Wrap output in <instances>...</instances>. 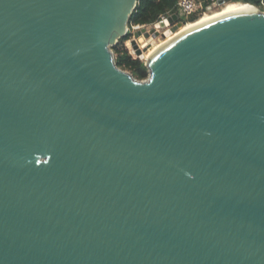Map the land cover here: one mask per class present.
<instances>
[{"label":"water","instance_id":"obj_1","mask_svg":"<svg viewBox=\"0 0 264 264\" xmlns=\"http://www.w3.org/2000/svg\"><path fill=\"white\" fill-rule=\"evenodd\" d=\"M137 2L0 0V264H264V10L138 79Z\"/></svg>","mask_w":264,"mask_h":264},{"label":"trees","instance_id":"obj_2","mask_svg":"<svg viewBox=\"0 0 264 264\" xmlns=\"http://www.w3.org/2000/svg\"><path fill=\"white\" fill-rule=\"evenodd\" d=\"M204 8L212 3L213 0H201ZM243 3H250L256 5L261 10H264V0H232ZM178 0H138L136 7L131 13L129 19L130 26L134 24L148 25L156 22L160 15L166 14L169 11H176ZM201 17V12L196 11L182 17L181 20L192 22ZM186 24V23H185ZM132 31L128 30L127 34L119 39V41L113 45V52L115 61L121 68L129 70L136 78L145 79L148 77L149 70L145 63V60L133 52L130 53L125 46L126 40L131 38ZM132 55V57H131Z\"/></svg>","mask_w":264,"mask_h":264},{"label":"bare ground","instance_id":"obj_3","mask_svg":"<svg viewBox=\"0 0 264 264\" xmlns=\"http://www.w3.org/2000/svg\"><path fill=\"white\" fill-rule=\"evenodd\" d=\"M221 4V7L215 11H211V12H208L210 11L214 6L215 4L211 5L209 7V9L207 10V13L201 15V17H199L197 20L195 21H192V22H186L185 25L183 24H178L179 26L177 27L180 28L182 25V27L177 30V29H173L172 32H166L167 36V39L164 43H162V45L166 44L167 42H169L170 40L174 39L175 37L191 30V29H194L202 24H205L207 22H210L214 19H217V18H220V17H223L225 15H229V14H232V13H238V12H245V11H252V10H256L257 9V6L255 5H251L250 3H243V2H239V1H232V0H227L223 3H220ZM219 4V5H220ZM224 4V5H223ZM167 22L166 21H157L155 22L154 24V28L153 30L156 32V30L159 29L160 26H164L166 25ZM144 34L145 36L149 34L148 30H147V27L146 26H140L137 28L136 30V33H135V38L132 39V38H129L128 40H130L131 44H132V48H133V52H135L136 55H138L140 58L141 57H146L144 51L142 48H140L139 44H138V39L139 40H142V37L141 35ZM128 43V42H127ZM161 44L159 45L160 47L162 46ZM160 47H156L154 48V50H152V52L147 55L146 59L154 52L156 51L158 48Z\"/></svg>","mask_w":264,"mask_h":264},{"label":"rangeland","instance_id":"obj_4","mask_svg":"<svg viewBox=\"0 0 264 264\" xmlns=\"http://www.w3.org/2000/svg\"><path fill=\"white\" fill-rule=\"evenodd\" d=\"M227 1V0H226ZM215 4V6L210 10V11H208V12H211V11H215V10H217V9H219L220 7H221V4L220 3H218V0H214V3H213V5ZM220 4V5H219ZM224 5V4H223ZM205 13H207V12H205ZM204 13V14H205ZM203 15V14H202ZM189 22V21H188ZM154 24H155V22L154 23H152V24H148V25H146V27H147V30H148V32H149V34L148 35H144V34H142L141 35V37H142V40H139L138 39V44H139V46H140V48H142L143 49V51H144V53H145V55H146V57H147V55H149L151 52H152V50H154V48H156V47H160L159 45L161 44L162 45V43H164L165 41H166V39H167V37H169V36H167V34H166V32L168 31V32H172L173 31V29H177V27L179 26L178 24L179 23H175V24H171V23H169V22H167V24L166 25H162V26H160L159 27V29L158 30H156V32L153 30V28H154ZM180 24H183V23H180ZM183 25H185V23L183 24ZM182 25V26H183ZM181 26V27H182ZM180 27V28H181ZM180 28H178L177 30H179ZM132 31V36H131V38L132 39H134L135 38V33H136V28H134L133 26H130V29H129V31ZM128 42V43H127ZM125 46L127 47V49H128V51L130 50L131 52H133V48H132V44H131V42H130V40H126V42H125ZM130 51H129V53H130ZM134 54H135V52H133ZM131 54V53H130ZM131 57H132V55H131ZM146 57H141L140 59H143V60H145L146 61ZM133 58V57H132Z\"/></svg>","mask_w":264,"mask_h":264},{"label":"built area","instance_id":"obj_5","mask_svg":"<svg viewBox=\"0 0 264 264\" xmlns=\"http://www.w3.org/2000/svg\"><path fill=\"white\" fill-rule=\"evenodd\" d=\"M213 3H214V0L212 1V3L210 5H208L206 8H204L203 2L201 0H178L176 11H169L166 14L160 15V18L157 21L161 20V21H166V22L171 23L169 21L168 17H169V15H172L173 13H176L178 15V20L174 21L171 24L184 23V21L181 20L182 17H185L188 14H190L192 12H196V11L201 12V15H202L205 12H207L209 7ZM132 26L137 29L140 26H146V25L134 24Z\"/></svg>","mask_w":264,"mask_h":264}]
</instances>
